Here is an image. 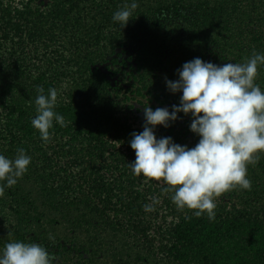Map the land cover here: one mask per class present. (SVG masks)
I'll return each instance as SVG.
<instances>
[{"label":"trees","instance_id":"1","mask_svg":"<svg viewBox=\"0 0 264 264\" xmlns=\"http://www.w3.org/2000/svg\"><path fill=\"white\" fill-rule=\"evenodd\" d=\"M37 1L0 0V154L14 159L23 148L31 157L14 193L0 197V253L11 241L47 248V235L31 227L50 219L69 229L55 247L62 264H98L107 251L125 264H264V154L248 165L251 190H231L239 204L215 202L214 220L178 208L163 180L128 165L136 159L132 133L143 128L119 112L117 73L101 69L130 50L136 97L171 111L182 92L167 81L179 79L185 62L244 63L264 53V0H135L125 27L113 15L133 0ZM172 9L179 17L170 26L156 23ZM167 68L173 74L163 79ZM255 82L264 90V65ZM38 88L57 90L54 111L66 124L54 122L47 142L31 123ZM179 116L155 134L194 147L192 116ZM26 184L37 197L23 208L13 194Z\"/></svg>","mask_w":264,"mask_h":264},{"label":"clouds","instance_id":"2","mask_svg":"<svg viewBox=\"0 0 264 264\" xmlns=\"http://www.w3.org/2000/svg\"><path fill=\"white\" fill-rule=\"evenodd\" d=\"M130 6L116 11L113 21L125 27L132 11ZM264 65V53H254L244 63L216 65L197 57L185 62L178 70L179 79L168 80L172 93L182 92L179 105L167 108L145 107L143 131L132 133L130 146L136 159L128 164L136 176L163 180L172 191V201L180 209L195 210L200 217L207 214L215 219V198L236 187L251 190L247 177L248 165L259 161L264 154V90L258 85V67ZM36 116L32 126L45 142L51 138L54 122L66 126L64 117L55 112L57 90L37 89ZM180 113L191 114L190 130L199 137L189 148L171 137L157 138V126L168 127L180 119ZM31 157L23 148L17 149L14 159L0 154V197L5 190L23 178ZM152 211L150 205H145ZM47 248L38 243L8 242L0 253V264H54Z\"/></svg>","mask_w":264,"mask_h":264},{"label":"rangeland","instance_id":"3","mask_svg":"<svg viewBox=\"0 0 264 264\" xmlns=\"http://www.w3.org/2000/svg\"><path fill=\"white\" fill-rule=\"evenodd\" d=\"M38 5L44 6L47 3V0H38ZM175 10H169L168 12H162L158 15L156 19V23L163 25V26H170L173 21L176 20L178 14H175ZM125 50V51H124ZM130 50L123 49L119 50L118 54L114 57L117 60V66L110 67V70L105 69V65L101 67V69L105 73L110 72H116L117 75H115L112 79L113 86H114V92L117 94L118 102H119V112L122 116H126L132 124H134L137 128H143L144 124L146 123L145 117H144V109L145 107H151L152 103H148V98L140 99L136 97L135 90H136V83L133 82V78L135 76V69L133 62H128L127 58L130 55ZM169 52V51H167ZM122 61H126L127 64L124 67L122 65ZM170 74H173V72H169L168 68L166 70H161L160 75L161 78L165 79ZM133 84H135L133 86ZM155 106V105H154ZM237 188L233 189L234 191ZM9 190V188L7 189ZM11 192L14 193L13 189H11ZM16 192H18V195L13 194L14 200L19 202L20 199V205L23 206L25 204V199L28 198L29 201L36 200L37 197V190L34 186L31 184H26L23 188V191L21 192L18 188L16 189ZM237 193L230 191V194L227 193L222 194L220 197L215 198V202H222L223 204H239L238 197H236ZM50 220V219H48ZM39 221L38 223H34L32 225L31 230L33 232L39 231L41 234L47 235L49 238V241H47V249L50 252V254L55 257L54 264H62L59 258L55 255V247L57 245V241L60 240L63 235L69 234V229L66 225H62L61 223H50L49 221ZM53 248V249H52ZM98 264H125L124 258H121L119 256L112 257V255L109 254L107 251L106 254H103V256H100L98 258Z\"/></svg>","mask_w":264,"mask_h":264}]
</instances>
